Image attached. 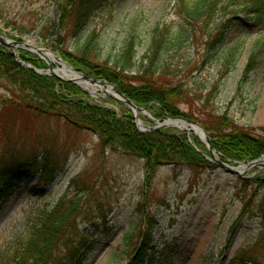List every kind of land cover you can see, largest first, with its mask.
<instances>
[{"label": "rangeland", "instance_id": "obj_1", "mask_svg": "<svg viewBox=\"0 0 264 264\" xmlns=\"http://www.w3.org/2000/svg\"><path fill=\"white\" fill-rule=\"evenodd\" d=\"M53 1L0 0V35L47 48L60 56L42 42L40 27L32 26L37 20L57 18ZM182 1L188 0H122L110 19L104 10L96 12L85 33L96 28L100 32L103 56L114 54L126 35L125 24L130 18L136 20L135 58L139 61L147 50L152 27L165 26L173 33L178 25L186 23L193 34L191 39L178 52L166 53L164 62V77L193 91L187 97L188 102L179 104L180 109L201 118L209 113L227 112L238 125L259 132L264 128V26L251 25L242 8L244 0H215L210 14L198 21L185 17ZM6 21L9 26L5 25ZM22 23L31 29L29 34L19 35L12 29L13 25ZM222 23L229 26L221 46L205 56V43L213 41ZM230 48H236L235 63L226 71L223 56ZM251 57L254 66L248 78L242 80ZM215 81L218 82L215 92L203 89V83L211 85ZM1 84L5 88L0 86V96L9 98V85L0 80ZM88 95L90 103L110 107L117 114L126 108L99 91ZM147 112L151 117L160 118L151 109ZM138 118L145 125L154 124L141 113ZM44 142L48 147L59 149L60 161H64L65 167L46 186L35 188L36 181L32 180L14 182L8 187L11 193L0 204V264H3L2 254L9 250L13 239L24 233L42 209H50L59 197L65 193L71 196L76 191L70 179L78 174H82L81 180L92 185L82 199L76 220L79 228H90L86 237L88 252L82 264H127L135 257L132 250L125 253L123 235L139 221L137 204L145 191L147 201L143 209L155 217L153 245L156 249L155 256L147 252L142 264H237L233 259L236 252L252 245L260 233V218L251 214L255 213L254 208L243 209L249 191L240 192L238 184L240 179H250L264 166H251L233 173L212 159L213 167L200 170L194 178L188 169L173 172L170 166H161L147 189L143 185L142 159L110 151L103 154L97 148V136L89 130H76L56 118H40L34 124L0 104V154L23 147L34 150ZM227 163L237 165L230 160ZM254 202L252 199L250 203ZM79 238L80 234L71 236L74 242ZM62 248L58 249L60 253ZM254 252L264 261V246Z\"/></svg>", "mask_w": 264, "mask_h": 264}, {"label": "trees", "instance_id": "obj_2", "mask_svg": "<svg viewBox=\"0 0 264 264\" xmlns=\"http://www.w3.org/2000/svg\"><path fill=\"white\" fill-rule=\"evenodd\" d=\"M121 1L54 0L53 4L58 10L57 18L37 20L32 26L34 29L40 27L39 35L45 46L57 52L72 67L86 75L114 83L136 105H147L155 117L163 118L169 114L196 119L208 133L212 147L221 158L249 161L263 154L264 128L257 132L256 129L240 126L227 112L214 115L209 113L207 117L201 118L180 109L179 104L188 102L187 97L193 91L180 82L168 81L164 77V62L166 53L178 52L191 39L193 34L186 23L178 25L173 33L165 26L152 27L147 50L137 61L136 20L130 18L125 24L126 35L119 49L114 54L103 56L100 32L96 28L87 29L86 33L85 31L96 12L102 9L110 19ZM214 3L215 0H188L182 1L181 7L187 19L198 21L210 14ZM242 8L251 20V25L259 28L264 26V0H244ZM5 25L9 26V22L6 21ZM228 26L227 23H222L221 30L216 32L213 41L211 39L205 43V56L214 53L221 46ZM12 27L19 35L29 34L31 30L23 23ZM235 54L236 48L224 52V70L227 71L234 65ZM19 58L37 68L46 67L42 59L23 50H19ZM253 66L251 57L244 68L242 80L248 78ZM0 80L10 87L9 98L0 96V104L4 108L18 112L34 124L40 118L62 119L76 130L93 132L97 136L99 152L105 154L110 151L142 159L143 185L147 189L161 166H170L173 172L188 169L192 178L197 176L200 170L213 167L205 158L204 154L209 156L206 146L195 135H190V142L184 132L174 128L141 132L135 127L132 114L127 113L130 112L127 107L123 108L121 114H117L110 107L90 103L87 100L89 95L78 86L53 75L36 73L20 65L12 49L5 46H0ZM0 86L5 88L2 84ZM217 86V81L211 85L202 84L203 89L208 88V93L215 92ZM199 94L201 96V93ZM117 103L124 106L121 102ZM58 150L46 146L44 142L34 150H26L23 147L2 152L0 204L10 195L8 187L14 182L23 183L35 179V188L51 183L65 167L64 161H60ZM80 175L82 174L70 179V184L76 186V191L71 196L65 193L50 209H42L24 233L13 239L9 250L2 254L3 264L84 262L89 240L86 237L89 236L90 228H79L76 220L81 212L82 199L91 191L92 185L87 180H81ZM238 190L243 193L249 191V197L244 200L246 207L243 209L249 211L254 208L255 213L251 214L260 218V233L258 232V237L252 245L237 251L233 259L237 264H264L258 253L254 252L264 246V168L250 179H240ZM252 199L254 204L250 203ZM146 201L145 191L137 204L140 211L139 221L123 235L125 253L131 250L135 252V257L127 264H142L147 252L155 256L153 229L156 221L154 215L150 216L147 210L143 209ZM79 234L81 238L74 242L71 236L76 237ZM61 246L63 248L60 253L58 249Z\"/></svg>", "mask_w": 264, "mask_h": 264}, {"label": "water", "instance_id": "obj_3", "mask_svg": "<svg viewBox=\"0 0 264 264\" xmlns=\"http://www.w3.org/2000/svg\"><path fill=\"white\" fill-rule=\"evenodd\" d=\"M0 46H6L12 49V53L15 56L16 60L20 65H23L27 68H30L34 70L36 73L39 74H47V75H54L60 80L71 82L78 87L82 88L80 81L82 82H88L94 86L101 87L102 89H98L100 93L103 95H107L109 97H112L113 99L124 103L132 112L134 117V123L136 125V128L140 131H150L158 128H166V127H176L185 133L193 132L207 147L208 152L210 153V156L217 162V164L224 169L233 172V173H240L246 168H249L251 166H264V163L261 162V156H259L256 159L250 160V161H234L236 163V166H230L228 165L229 159L222 160L220 156L216 153V151L213 149L210 138L208 134L206 133L205 129L202 127V125L190 118L184 117V116H172L169 114L165 115V118L161 120H156L155 125L149 126L143 124L139 118L138 114L142 113L149 118H152L150 114L146 111V106H138L132 102L124 93L120 91V89L115 85L112 84L104 79L92 77L83 74L80 71H76L73 69V67L66 61H64L60 56L53 54L49 49L43 48V47H34L28 42L25 41H18V40H10L0 35ZM22 49L28 53L37 55L39 58L43 59L45 63L47 64L46 68H37L34 65H32L29 62L23 61L20 58H18V50ZM44 53H49L51 56L54 57V59H48L46 57H43ZM58 61L65 63L69 66L70 72L75 75V77H62L56 73V70L59 69V63ZM52 64H57L58 66L54 67ZM83 89V88H82ZM85 92L90 94L87 90L83 89ZM91 95V94H90ZM209 159V158H207ZM238 167H242V170H238Z\"/></svg>", "mask_w": 264, "mask_h": 264}, {"label": "bare ground", "instance_id": "obj_4", "mask_svg": "<svg viewBox=\"0 0 264 264\" xmlns=\"http://www.w3.org/2000/svg\"><path fill=\"white\" fill-rule=\"evenodd\" d=\"M29 44H31V43H29ZM43 57H46V58H48L50 60L51 59H54V57L51 56L49 53H44ZM54 60H56V59H54ZM58 62L61 63V65L58 66L59 69L56 70V73L58 75H60L62 77H75V75L70 72V68H69L68 65H66L65 63H62L60 61H58ZM79 82H80L82 88L85 89V90H87L92 96L96 92L99 91L98 89H100V90L102 89L101 87L94 86V85H92V84H90L88 82H82L80 80H79ZM260 160H261L262 163H264V155H262V157H261ZM238 170H242V167H238Z\"/></svg>", "mask_w": 264, "mask_h": 264}]
</instances>
